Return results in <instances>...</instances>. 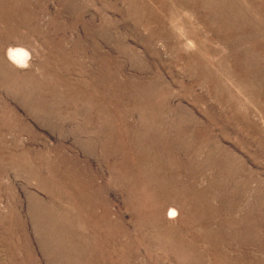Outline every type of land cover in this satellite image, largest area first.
I'll list each match as a JSON object with an SVG mask.
<instances>
[{
	"label": "rangeland",
	"instance_id": "374dc122",
	"mask_svg": "<svg viewBox=\"0 0 264 264\" xmlns=\"http://www.w3.org/2000/svg\"><path fill=\"white\" fill-rule=\"evenodd\" d=\"M0 264H264V0H0Z\"/></svg>",
	"mask_w": 264,
	"mask_h": 264
}]
</instances>
